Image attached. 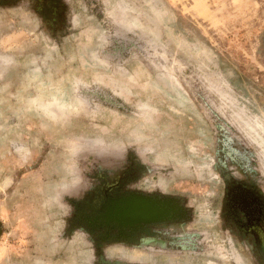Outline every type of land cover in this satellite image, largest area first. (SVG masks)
Returning <instances> with one entry per match:
<instances>
[{
	"label": "rangeland",
	"instance_id": "1",
	"mask_svg": "<svg viewBox=\"0 0 264 264\" xmlns=\"http://www.w3.org/2000/svg\"><path fill=\"white\" fill-rule=\"evenodd\" d=\"M224 134L264 193V0H0V264H101L71 200L130 155L202 244L108 263L257 264L223 231Z\"/></svg>",
	"mask_w": 264,
	"mask_h": 264
},
{
	"label": "flooded vegetation",
	"instance_id": "2",
	"mask_svg": "<svg viewBox=\"0 0 264 264\" xmlns=\"http://www.w3.org/2000/svg\"><path fill=\"white\" fill-rule=\"evenodd\" d=\"M54 4L49 2V6ZM229 138L224 134V154L245 174L237 178L231 171L222 173L223 231L239 246H248L257 264H264V193L247 177V159L243 158L246 152L237 151ZM128 162L130 165L122 171L91 175L94 184L71 200V230L78 227L90 234L101 264H110L105 255V247L110 245L144 244L145 249H160L159 253L172 256L198 249L202 244L199 234H184L181 230L192 223L194 215L187 194L144 182L161 174L147 172L145 163L135 155H130ZM163 177L167 179L166 173Z\"/></svg>",
	"mask_w": 264,
	"mask_h": 264
}]
</instances>
